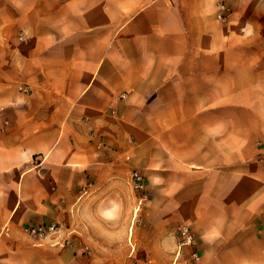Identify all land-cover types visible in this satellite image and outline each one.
Segmentation results:
<instances>
[{
    "label": "crops",
    "instance_id": "crops-1",
    "mask_svg": "<svg viewBox=\"0 0 264 264\" xmlns=\"http://www.w3.org/2000/svg\"><path fill=\"white\" fill-rule=\"evenodd\" d=\"M228 1L0 0V264H173L184 225L264 264V0Z\"/></svg>",
    "mask_w": 264,
    "mask_h": 264
},
{
    "label": "built area",
    "instance_id": "built-area-1",
    "mask_svg": "<svg viewBox=\"0 0 264 264\" xmlns=\"http://www.w3.org/2000/svg\"><path fill=\"white\" fill-rule=\"evenodd\" d=\"M217 7H218V17L220 19H224L228 10L226 0H216ZM132 182L134 188L139 191L145 190V178L140 174L138 171H134L132 173ZM59 230L58 224H50L48 226H38V227H31L28 228V233L30 236L37 241H41L49 234H55ZM181 234V241L178 246V252L176 254V258L173 264H180V256L182 254V249L184 246H189L191 248L189 258L187 263L188 264H197L201 260V256L199 252L195 248V236L192 233V230L189 226L184 225L180 228Z\"/></svg>",
    "mask_w": 264,
    "mask_h": 264
},
{
    "label": "rangeland",
    "instance_id": "rangeland-1",
    "mask_svg": "<svg viewBox=\"0 0 264 264\" xmlns=\"http://www.w3.org/2000/svg\"><path fill=\"white\" fill-rule=\"evenodd\" d=\"M226 2H227V7H228V10H227V13H226V16H225V18L224 19H222V20H225L226 19V17H227V14H228V12H229V1L228 0H226ZM215 3H217V1L215 0ZM220 19V18H219ZM130 182H131V185L134 187V185H133V182H132V175H131V178H130ZM135 189V188H134ZM136 190V189H135ZM143 196H145V194H143Z\"/></svg>",
    "mask_w": 264,
    "mask_h": 264
}]
</instances>
